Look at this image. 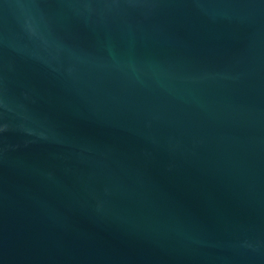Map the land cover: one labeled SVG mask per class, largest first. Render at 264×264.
Returning a JSON list of instances; mask_svg holds the SVG:
<instances>
[{"label":"water","instance_id":"95a60500","mask_svg":"<svg viewBox=\"0 0 264 264\" xmlns=\"http://www.w3.org/2000/svg\"><path fill=\"white\" fill-rule=\"evenodd\" d=\"M0 264H264V0H0Z\"/></svg>","mask_w":264,"mask_h":264},{"label":"snow or ice","instance_id":"6c2138e0","mask_svg":"<svg viewBox=\"0 0 264 264\" xmlns=\"http://www.w3.org/2000/svg\"><path fill=\"white\" fill-rule=\"evenodd\" d=\"M3 129H0V131H2Z\"/></svg>","mask_w":264,"mask_h":264}]
</instances>
